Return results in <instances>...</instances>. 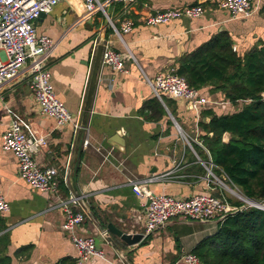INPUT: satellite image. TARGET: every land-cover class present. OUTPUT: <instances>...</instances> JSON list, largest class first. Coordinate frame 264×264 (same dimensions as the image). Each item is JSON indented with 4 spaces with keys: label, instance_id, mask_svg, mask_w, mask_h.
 <instances>
[{
    "label": "crops",
    "instance_id": "obj_1",
    "mask_svg": "<svg viewBox=\"0 0 264 264\" xmlns=\"http://www.w3.org/2000/svg\"><path fill=\"white\" fill-rule=\"evenodd\" d=\"M218 1L121 0L106 8L110 22L104 47L120 55L128 72L118 74L100 66L72 172L78 131L72 124L56 129L52 119L41 115L29 89L30 62L17 78L0 86V196L8 206L0 213L2 264H76L78 253L62 231L64 214L57 206L72 197L80 198L87 213L76 233L92 236L104 254L103 259L91 258L84 264H178L183 254L216 233V222L174 219L146 235V200L132 192V185L179 200L203 194L233 202L216 180L222 175L215 171L202 138L207 135L204 125L210 122L206 111L221 116L236 112L240 105L232 106L223 93L205 86L198 91L210 104L197 115L185 100L158 99L150 85L157 75L175 72L183 54L221 32H227L239 55L264 40V0H253L252 15L245 19H231L214 9ZM194 5L205 10L200 18L184 17L159 26L143 22L156 12ZM105 19L101 13L87 18L83 0H66L34 23L38 36L54 42L43 67L57 99L79 124ZM125 19L132 29L118 36L113 27L119 31ZM13 118L28 126L30 138L44 137L45 145L34 146L32 155L41 168L57 170V197L31 189L19 178L13 153L3 150L2 136ZM109 224L146 239L121 259L103 237ZM111 238L120 250H129L118 237Z\"/></svg>",
    "mask_w": 264,
    "mask_h": 264
},
{
    "label": "built area",
    "instance_id": "obj_2",
    "mask_svg": "<svg viewBox=\"0 0 264 264\" xmlns=\"http://www.w3.org/2000/svg\"><path fill=\"white\" fill-rule=\"evenodd\" d=\"M63 1L66 0H0V86L17 78L30 62L29 89L41 115L52 119L56 129L72 124L74 131L77 132L79 120H75L57 99L49 74L43 67L46 57L54 48V42L46 36H38L34 25L38 18L49 14L56 4ZM117 1L121 0L111 2ZM124 1L131 3L134 0ZM109 4L110 0H83L84 13L87 18L98 13L105 16ZM214 9L226 12L231 19H245L252 15L253 0H219L215 2ZM204 11L201 5L167 9L148 15L143 22L147 26L166 25L184 17L200 18ZM113 29L120 36L121 33L126 34L131 31L132 23L125 19L121 22L119 31L114 27ZM101 65L109 67L114 73L127 74L128 72L127 63L121 59L119 54L106 46L102 52ZM150 85L158 99L166 96L171 99L185 100L197 115L210 104L207 98L203 97L198 90L191 88L185 78L175 72L157 75ZM27 128L24 122L13 118L8 130L2 136V148L12 152L15 156L18 163V175L22 181L37 192L57 197V170L50 167L41 168L32 155V147L45 145L44 137L30 138L26 133ZM209 174L212 175L210 169ZM66 176L67 171H65L64 179ZM216 180L222 184L218 178ZM132 192L146 200L143 204L146 235L174 219L218 224L242 208H255L264 212V201L257 202L246 198H241L243 206L239 208L224 199L211 195L199 194L185 200L167 195H154L138 184L132 185ZM80 204V198L72 197L68 200H60L57 205L64 214L62 231L70 238L78 253L76 264H84L91 258H104L94 238L78 237L73 233L87 217L86 211ZM75 206L81 207V210H76ZM7 210L8 206L0 196V213ZM177 263L204 264L192 253L183 254Z\"/></svg>",
    "mask_w": 264,
    "mask_h": 264
},
{
    "label": "trees",
    "instance_id": "obj_3",
    "mask_svg": "<svg viewBox=\"0 0 264 264\" xmlns=\"http://www.w3.org/2000/svg\"><path fill=\"white\" fill-rule=\"evenodd\" d=\"M175 74L193 89L211 86L232 106L240 105L221 116L206 111L210 122L204 125L207 135L202 140L218 174L244 198L264 201V40L239 55L227 32H221L183 54ZM224 134L229 135L226 142ZM217 225L216 233L192 251L204 264H264V212L239 209Z\"/></svg>",
    "mask_w": 264,
    "mask_h": 264
},
{
    "label": "water",
    "instance_id": "obj_4",
    "mask_svg": "<svg viewBox=\"0 0 264 264\" xmlns=\"http://www.w3.org/2000/svg\"><path fill=\"white\" fill-rule=\"evenodd\" d=\"M111 1L112 0H110L109 6L112 3ZM199 4H201V2H199ZM105 17H106V19L104 21L103 29L100 33V37H99V40L97 43V48H96V52H95V56H94V61H93V66H92V70H91L89 85H88V89H87V93H86V99H85L82 117L80 120L79 129H78V133H77L76 147H75V153H74V159H73L74 162H73V165L71 167V172L74 169V165L76 163V157H77V154L80 150L82 138L84 135V131L86 129L87 118H88L90 107H91V102H92V97H93L95 85H96L97 79H98L99 69L101 66V56H102V52H103L104 44H105L106 28L110 22V20H109V8L105 12ZM228 137H229L228 134H224L223 142H226ZM31 149H33V147ZM225 178L226 177L224 175H222L221 181L225 180ZM242 209H244V208H242ZM102 234H103V237L106 240V242L113 248V250L116 252V254L121 259H124L129 253L136 250L140 246V244L146 239V236H144L143 234L125 233V232H122L121 230H117L111 224H109L107 226V231L103 232ZM111 235L118 237L124 244H126L129 247V250H127V251L120 250V248L112 240Z\"/></svg>",
    "mask_w": 264,
    "mask_h": 264
},
{
    "label": "rangeland",
    "instance_id": "obj_5",
    "mask_svg": "<svg viewBox=\"0 0 264 264\" xmlns=\"http://www.w3.org/2000/svg\"><path fill=\"white\" fill-rule=\"evenodd\" d=\"M222 182V188L223 191L227 192V195L229 196V198L233 201V202H237V203H243V201H241V198L244 199V197L242 196V194L240 193V191L232 186L228 180L225 178V180L221 181ZM245 203V202H244ZM74 235L80 237V235H78L76 233V230L73 232ZM92 237V236H89ZM95 240V239H94Z\"/></svg>",
    "mask_w": 264,
    "mask_h": 264
}]
</instances>
